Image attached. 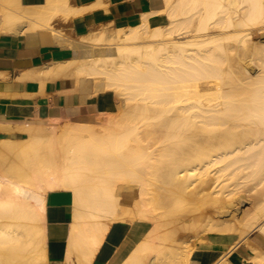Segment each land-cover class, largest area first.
Wrapping results in <instances>:
<instances>
[{
  "label": "bare ground",
  "instance_id": "1",
  "mask_svg": "<svg viewBox=\"0 0 264 264\" xmlns=\"http://www.w3.org/2000/svg\"><path fill=\"white\" fill-rule=\"evenodd\" d=\"M2 2L16 4L3 19L26 18L54 34V18L85 10L71 0ZM153 14L166 23L151 25ZM261 27L264 0H151L137 23L81 36L84 56L49 63L41 81L72 77L90 98H118L112 110L24 123L25 138L0 141V264H49L47 199L65 193L67 264H92L110 227L126 222L130 236L110 263L233 264L238 241L264 233V44L251 49L255 68L251 57L238 66L226 40L239 37L247 52L244 36ZM104 41L110 53L100 49ZM239 179L261 187L251 216L239 225L220 219L223 208L205 216L203 204L221 203ZM195 210L200 218L180 221ZM210 237L215 248L201 253L197 242ZM250 249L241 264H264V252Z\"/></svg>",
  "mask_w": 264,
  "mask_h": 264
},
{
  "label": "crops",
  "instance_id": "2",
  "mask_svg": "<svg viewBox=\"0 0 264 264\" xmlns=\"http://www.w3.org/2000/svg\"><path fill=\"white\" fill-rule=\"evenodd\" d=\"M71 2L77 8L85 10L66 20L61 17L54 18L52 21L54 34L48 28L32 29L29 19L26 18H20L21 21L3 19V9L9 5L8 9L12 10L16 4H6L0 0V141H17L25 138V131L22 130L24 123H39L52 118L63 120L96 110L97 104L92 100L95 97L90 98L87 92L75 90L72 77H52L41 81V71L53 61L54 64L77 57L80 51L77 45L81 43V36L101 27L111 32L133 25L138 22L141 13L151 9V0H71ZM149 18L151 25L166 23L163 14H153ZM12 20L16 21V23L13 21L15 25ZM47 218V260L49 264H67L64 261V250L71 218V202L68 194L48 196ZM120 225L110 227L92 264H120V260L110 263L121 240L130 236L129 223ZM49 230L52 232L50 233ZM246 237V240L238 241L228 257L233 264H241L242 259L245 258L250 260L253 255L250 247L264 252L262 231L253 230ZM216 247L219 250L220 247ZM213 248L215 247H210L201 253L212 251ZM122 255L124 257L126 253Z\"/></svg>",
  "mask_w": 264,
  "mask_h": 264
},
{
  "label": "rangeland",
  "instance_id": "3",
  "mask_svg": "<svg viewBox=\"0 0 264 264\" xmlns=\"http://www.w3.org/2000/svg\"><path fill=\"white\" fill-rule=\"evenodd\" d=\"M243 39H245L247 41L246 50H247V48L248 49L250 48L249 50H247V52L249 51L248 53H250V54H248L246 51L242 52L244 50V48L242 50V48H241V47H243V45H242V39L239 40V37H234V38H230V39L226 40V43L228 44V46H230V47L232 46V48H231L232 50H230V54L232 53L231 56L234 57L233 58V59H235L234 61L237 63V62H239L238 59L239 60H242V61H240V63H237L238 66H240L241 63H242V65L244 63L247 64V62L252 58V54L251 53L254 50H251V49H253L254 47L257 48L258 46L264 44V27H261L259 30H257V33L256 32H253L250 35L244 36ZM250 42L251 43L253 42L255 45L252 47L253 44L249 45ZM240 43H241L242 46L240 45ZM108 44L110 45V42L104 41L103 42V45H102L103 47L100 48V46H98L100 49H102V50L104 49V52H103L104 54L107 51H108V53H110L109 52L110 49L106 48V47H108ZM244 53L245 54L247 53V56L245 55L246 57H243L244 56ZM240 55H242V56H240ZM76 56H84V53H81V51H79ZM250 62L251 63L248 62V64H251L252 66L251 65H248V64L247 65L249 67H254L255 64H256V61H255V64H254V59H253V61L250 60ZM247 65H245V66H247ZM255 68H256V66H255ZM117 98H118L117 95L114 92H112V91L111 92L101 93L100 95L96 96L95 99H92L94 101L93 103L94 104H97V109L96 110L94 109L93 111H90V113H96L98 110H112L113 107H114V105H115V100ZM101 106H104V108L103 107L101 108ZM62 122H63V120H59L58 121V124H62ZM210 175L212 176V173ZM212 180L213 179H210L208 181V183H207L208 184L207 185V189H209L210 185L212 187H214L215 184L213 183ZM242 181H243L242 179H239L237 181L238 183L232 184L231 187H229L227 189L228 191H226V194H228L226 196V198L224 200H222L221 203H216L217 206H215L216 204H213V206H212L210 203L209 204L206 203L208 205H206L204 203L205 205L203 204V206L205 208L202 209V212L204 211L203 213L206 214L205 216H217L216 214H218V212H219L218 209L219 208H221V209L223 208L221 210L222 213L219 216H220V219L221 220L223 218V221L227 222L228 224L235 223V225H239L240 223H243L245 221V219H247L248 217H250L251 214H252V212H254V210L256 209V207H258L259 202L261 201V197H262V193L260 192L261 191V189H260L261 187L259 185H256L255 184L256 182H254V181H256V180L246 181V182L245 181L242 182ZM233 185H235V186H233ZM197 186H198L197 184L196 185H193V187H191V189H193L194 187H197ZM195 189H194V192L192 191V193H194L195 195L191 193L193 195L192 200H193V198H197L198 199L197 192H199V188H197V190H195ZM256 193H258V194H256ZM33 196L36 198L37 195H35L33 193ZM197 199H194L197 202L196 205H198V203H200L201 198H199L200 199L199 201ZM194 200H193V202H195ZM193 202H192V204H191L190 207H192V205L194 204ZM223 202H225V203H223ZM199 205H201V204H199ZM196 212L197 211L195 210V213L193 211H189L187 213L184 212V214L182 213L183 215H181L180 221H182L184 223L185 221L192 220L191 218H194V216L197 215ZM187 216L190 218V220H189V218ZM196 217L197 218H200V217H198V215ZM184 218H186V219H184ZM224 218L226 220H228V221H226ZM183 219L185 221H183ZM182 222H180V224H182ZM115 225H119V224H115ZM185 225H189V224L186 222ZM199 236H202V233H200ZM246 238L244 240H246ZM211 242H215V239L213 237H210V239L208 238L207 241H205V240L204 241H198L197 242L198 243L197 249L200 252L201 251H206L210 247H213L214 246V245H211Z\"/></svg>",
  "mask_w": 264,
  "mask_h": 264
}]
</instances>
